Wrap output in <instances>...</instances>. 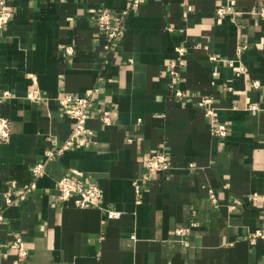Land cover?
Listing matches in <instances>:
<instances>
[{"label": "crops", "instance_id": "0c3cea01", "mask_svg": "<svg viewBox=\"0 0 264 264\" xmlns=\"http://www.w3.org/2000/svg\"><path fill=\"white\" fill-rule=\"evenodd\" d=\"M6 3L0 111L11 136L0 143V264H264V240H250L264 227V18L252 13L264 0H236L235 20L217 13L226 0ZM98 8L128 11L109 49ZM239 47L245 73L227 61ZM34 80L39 100L27 98ZM95 87L89 142L47 160L51 141L61 144L72 128L59 96ZM204 96L227 136L212 134ZM161 148L172 165L146 180L145 159ZM44 161L36 190L7 205L11 181L29 182ZM64 175L98 183L121 217L60 200ZM18 235L23 262L11 247Z\"/></svg>", "mask_w": 264, "mask_h": 264}, {"label": "built area", "instance_id": "2783aa9c", "mask_svg": "<svg viewBox=\"0 0 264 264\" xmlns=\"http://www.w3.org/2000/svg\"><path fill=\"white\" fill-rule=\"evenodd\" d=\"M144 0H133L135 6L139 5ZM128 13L127 10H123L117 13H112L108 9L98 8L97 10V24L101 31L104 33L107 43L105 48L109 49L113 41H117L123 35L125 30V16ZM218 15H230L235 20V15L239 14L236 10V0H226L224 5H221L217 9ZM253 14H257L264 18V3L257 9L252 11ZM13 17L11 9L7 6L6 0H0V36L5 30ZM244 47H239L238 57L235 59H228L230 65H238L239 73H245V67L239 63L241 53ZM67 51L72 52L73 48L68 47ZM183 52L182 49L179 50ZM215 58V57H213ZM173 74L178 76V72L175 70ZM253 86L258 87L259 81H254ZM180 96L183 94L181 91H177ZM3 97H10L11 93L7 90L3 92ZM99 95V88L95 87L89 90L85 95H75L71 93H64L59 96V104L64 110L65 114L72 120V128L69 137L57 145L58 140H53L55 147L51 148L47 152V160L53 159L56 156L62 154L65 150L72 147L85 146L90 137L93 134V130L87 125V121L90 118V103L94 97ZM27 98L30 100H39L41 95L36 81L31 90L27 94ZM211 98L204 96L200 101V105L205 109L206 116H208L211 126V132L213 135L225 137L229 132L227 122L215 123L214 115L215 110L210 107ZM251 109H258L256 104L250 106ZM99 118L104 125H109L113 122V117L109 109H104L99 114ZM141 119L138 120L140 122ZM11 136V122L10 119L1 113L0 111V143L7 142ZM146 174L145 179L151 180L152 175L156 172L164 171L171 167L172 162L169 158L168 152L161 148L156 152L150 154L145 159ZM46 161L39 162L33 166L32 178L29 182L18 184L17 181L12 180L10 183V189L6 191L4 199L7 205L12 204L18 197L20 200H25L30 194H32L37 188V179L45 174ZM192 167V164L190 165ZM58 198L62 201L74 200V204L78 207L97 206L102 208L106 216L111 219H118L122 215V211L111 208L104 204L105 195L103 188L95 182H85L80 178H76L70 175H64L57 181ZM136 191H140V185L136 184ZM2 216L0 215V220ZM184 230H178V233H182ZM256 239L264 240V227L256 229L250 236L251 242H255ZM11 247L15 250V253L20 262H23L28 257V250L21 236H16L11 242Z\"/></svg>", "mask_w": 264, "mask_h": 264}]
</instances>
